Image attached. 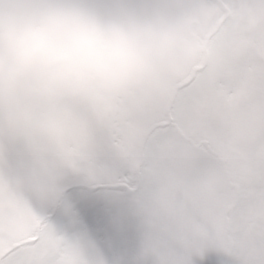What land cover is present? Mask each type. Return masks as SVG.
<instances>
[{
  "label": "clouds",
  "instance_id": "obj_1",
  "mask_svg": "<svg viewBox=\"0 0 264 264\" xmlns=\"http://www.w3.org/2000/svg\"><path fill=\"white\" fill-rule=\"evenodd\" d=\"M69 183L111 194L112 264H264V0H0V258Z\"/></svg>",
  "mask_w": 264,
  "mask_h": 264
},
{
  "label": "snow or ice",
  "instance_id": "obj_2",
  "mask_svg": "<svg viewBox=\"0 0 264 264\" xmlns=\"http://www.w3.org/2000/svg\"><path fill=\"white\" fill-rule=\"evenodd\" d=\"M103 192L104 195H98ZM34 228L36 241L22 247L0 264H52L45 258L44 249L53 244L94 246L107 256V264L113 257L124 253L130 246L129 229L117 219L114 202L107 191H92L69 183L54 212L41 215L25 207ZM9 221V225H11ZM4 221L0 219V227ZM199 264H219L215 255L207 253Z\"/></svg>",
  "mask_w": 264,
  "mask_h": 264
},
{
  "label": "rangeland",
  "instance_id": "obj_3",
  "mask_svg": "<svg viewBox=\"0 0 264 264\" xmlns=\"http://www.w3.org/2000/svg\"><path fill=\"white\" fill-rule=\"evenodd\" d=\"M98 195H101V196H103V195H104V193H103V192H101V193H99Z\"/></svg>",
  "mask_w": 264,
  "mask_h": 264
}]
</instances>
